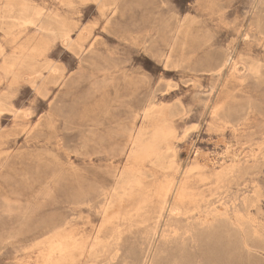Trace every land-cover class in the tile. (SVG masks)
<instances>
[{
  "label": "rangeland",
  "instance_id": "374dc122",
  "mask_svg": "<svg viewBox=\"0 0 264 264\" xmlns=\"http://www.w3.org/2000/svg\"><path fill=\"white\" fill-rule=\"evenodd\" d=\"M263 18L0 0V264H264Z\"/></svg>",
  "mask_w": 264,
  "mask_h": 264
},
{
  "label": "bare ground",
  "instance_id": "6f19581e",
  "mask_svg": "<svg viewBox=\"0 0 264 264\" xmlns=\"http://www.w3.org/2000/svg\"><path fill=\"white\" fill-rule=\"evenodd\" d=\"M29 7H30V6H29ZM24 8H26V7H24ZM30 8H31V7H30ZM40 9H41V8H40ZM25 10H26V9H25ZM38 10H39V9H38ZM31 11H32V9H31ZM27 13H28V12H27ZM29 14H30V13H29ZM33 14H34V13H33ZM35 15H36V12H35ZM35 15H34V16H35ZM37 15H38V14H37ZM39 15H40V14H39ZM29 16H30V15H29ZM32 16H33V15H32ZM32 16H31V17H32ZM45 18H46V17H45ZM53 18H54V17H53ZM263 19H264V18H263ZM51 20H52V19H51ZM253 21H254V20H253ZM263 21H264V20H263ZM38 23H39V22H38ZM253 23H254V22H253ZM35 24H36V23H35ZM251 25H252V24H251ZM49 26H50V25H49ZM254 26H255V25H254ZM263 26H264V25H263ZM39 27H40V26H39ZM250 28H251V27H250ZM47 29H48V28H47ZM50 29H51V28H50ZM239 32H240V31H239ZM65 33H66V32H65ZM249 33H250V31H249ZM259 33H260V32H259ZM236 34H237V33H236ZM238 34H239V33H238ZM252 36H253V35H252ZM63 37H64V36H63ZM71 41H72V40H71ZM67 44H68V43H67ZM69 47H70V46H69ZM213 54H214V53H213ZM215 54H217V53H215ZM226 54H227V53H226ZM215 56H216V55H215ZM215 56H214V57H215ZM221 56H222V55H221ZM227 56H228V55H227ZM226 58H227V57H226ZM220 59H221V58H220ZM230 59H231V58H230ZM213 60H214V58H213ZM231 60H232V59H231ZM243 60H244V59H243ZM243 60H241V61H243ZM228 61H229V59H228ZM210 62H212V60H211ZM216 62H217V61H216ZM223 62H225V61H223ZM218 63H220V62H218ZM249 63H250V62H249ZM209 64H210V63H209ZM209 64H208V66H209ZM211 64H212V63H211ZM229 64H230V63H229ZM246 64H247V63H246ZM47 65H48V64H47ZM47 65H46V67H47ZM249 65H250V64H249ZM249 65H248V66H249ZM262 65H263V64H262ZM48 66H49V65H48ZM220 66H221V64H220ZM222 66H223V65H222ZM263 66H264V65H263ZM210 67H211V66H210ZM215 67H216V65H215ZM44 69H45V68H44ZM211 69H212V68H211ZM213 69H214V67H213ZM216 69H217V68H216ZM219 69H221V68H219ZM219 69H218V70H219ZM249 69H250V68H249ZM235 70H236V69H235ZM216 71H217V70H216ZM38 75H39V74H38ZM40 75H42V74H40ZM44 75H45V74H44ZM217 76H218V78H220V73H219V72H217ZM26 78H27V77H26ZM23 79H24V78H23ZM26 80H27V79H26ZM45 82H46V80H45ZM234 98H235V97H234ZM248 102H249V101H248ZM226 109H227V108H226ZM247 109H248V106H247ZM227 113H228V112H227ZM246 114H247V113H246ZM228 123H229V122H228ZM161 157H164V156H161ZM150 164H151V163H150ZM164 167H165V166H163V168H164ZM123 183H124V182H123ZM119 188H120V187H119ZM228 188H229V187H228ZM80 190H82V189H80ZM83 191H84V190H83ZM257 191H258V188H257ZM75 192H76V191H75ZM77 192H78V191H77ZM84 192H85V191H84ZM122 192H123V191H122ZM228 192H229V191H228ZM258 192H259V191H258ZM113 193H114V192H113ZM125 193H126V192H125ZM223 193H224V192H223ZM225 193H226V192H225ZM115 194H116V193H115ZM189 194H190V193H189ZM247 194H250V192L247 193ZM186 195H187V194H186ZM217 195H218V194H217ZM217 195H216V196H217ZM221 195H222V194H220V196H221ZM235 195H236V193H235ZM250 195H251V197L253 196L252 194H250ZM183 196H184V195H183ZM232 196H233V194H232ZM232 196H231V197H232ZM236 196H237V195H236ZM214 197H215V196H214ZM240 197H241V196H240ZM240 197H239V198H240ZM243 197H244V196H243ZM259 197H260V196H259ZM259 197H258V198H259ZM209 198H211V197H209ZM212 198H213V197H212ZM234 198H235V197H234ZM236 198H237V197H236ZM225 199H226V197H225ZM252 199H253V198H252ZM214 200H215V199H214ZM214 200H212V201H214ZM232 200H233V199H232ZM232 200H231V201H232ZM234 200H235V199H234ZM241 200H242V199H241ZM236 201H237V200H236ZM164 202H165V201H164ZM206 202H207V201H206ZM217 202H218V201H217ZM220 202H221V201H220ZM238 202H239V201H237V203H238ZM240 202H242V201H240ZM251 202H252V201H251ZM253 202H255V200H254ZM108 203H109V202H108ZM235 203H236V202H235ZM205 204H206V203H205ZM210 204H212V203H210ZM233 204H234V203H233ZM250 204H251V203H250ZM252 204H253V203H252ZM217 205H218V204H217ZM242 205H243V204H242ZM254 205H255V204H254ZM207 206H208V205H207ZM219 206H220V205H219ZM233 206H234V205H233ZM233 206H232V207H233ZM198 207H199V206H198ZM213 207H214V206H213ZM213 207H212V209L215 208V207H214V208H213ZM241 207L244 208V206H241ZM241 207H239V209H240ZM251 207H252V206H251ZM253 207H254V206H253ZM219 208H220V207H218V209H219ZM224 208H225V207H224ZM224 208H223V209H224ZM226 208H227V207H226ZM228 208H229V207H228ZM234 208H235V207H234ZM249 208H250V207H249ZM197 209H198V208H197ZM201 209H203V208H202V207L199 208V210H201ZM232 209H233V208H232ZM236 209H237V207H236ZM241 209H242V208H241ZM175 210H176V209H175ZM219 210H220V209H219ZM176 211H177V210H176ZM227 211H228V209H227ZM231 211H233V210H231ZM239 211L241 212V210H239ZM239 211H238V212H239ZM242 211H243V210H242ZM174 212H175V211H174ZM174 212H173V213H174ZM204 212H205V211H204ZM206 212H207V211H206ZM214 212H215V211H214ZM216 212H217V210H216ZM234 212H235V211H234ZM102 213H103V212H102ZM226 213H227V212H226ZM229 213H231V212L229 211ZM162 214H163V213H162ZM177 214H178V213H177ZM209 214H210V212H209ZM215 214H216V213H215ZM243 214H244V213H243ZM206 215H207V214H206ZM246 215H247V214H246ZM147 216H148V215H147ZM177 216H179V214H178ZM196 216H197V215H196ZM239 216H240V215H239ZM244 216H245V215H244ZM156 217H157V216H156ZM208 217H209V216H208ZM226 217H227V216H226ZM228 217H229V216H228ZM245 217H246V216H245ZM248 217H249V215H248ZM189 218H190V217H189ZM191 218H192V216H191ZM216 218H217V217H216ZM47 219H48V218H47ZM154 219H155V217H154ZM182 219H183V218H182ZM218 219H219V218H217V220H218ZM222 219H223V218H222ZM238 219H239V218H238ZM157 220H158V219H157ZM193 220H195V218H194ZM196 220H197V219H196ZM204 220H205V219H204ZM208 220H209V218H208ZM214 220H215V219H214ZM229 220H230V219H229ZM247 220H248V219H247ZM170 221H172V220H170ZM197 221H198V220H197ZM206 221H207V220H206ZM215 221H216V220H215ZM218 221H219V220H218ZM222 221H223V220H222ZM242 221H243V219H242ZM242 221H241V222H242ZM244 221H245V220H244ZM255 221H256V220H255ZM257 221H258V220H257ZM42 222H43V220H42ZM167 222H168V221H167ZM174 222H175V221H174ZM180 222H182V221H180ZM184 222H185V221H184ZM186 222H187V221H186ZM190 222H191V221H190ZM213 222H214V221H213ZM216 222H217V221H216ZM230 222H231V221H230ZM230 222H229V223H230ZM238 222H240V221H238ZM245 222H246V221H245ZM50 223H51V222H50ZM153 223H154V222H153ZM156 223H157V222H156ZM169 223L172 224L171 222H169ZM169 223H168V224H169ZM192 223H193V222H192ZM196 223H197V222H196ZM200 223H201V222H200ZM200 223H199V224H200ZM211 223H212V221H211ZM222 223H223V222H222ZM243 223H244V222H243ZM251 223H252V221H251ZM256 223H257V222H256ZM256 223H255V224H256ZM260 223H261V222H260ZM141 224H142V223H141ZM179 224H180V223H179ZM199 224L197 223V225H199ZM207 224H208V223H207ZM213 224H214V223H213ZM226 224H227V223H226ZM246 224H247V223H246ZM48 225H49V224H48ZM158 225H159V223H158ZM172 225L174 226V224H172ZM182 225H183V224H182ZM202 225H203V224H202ZM223 225H224V224H223ZM227 225H228V224H227ZM231 225H232V224H231ZM249 225H250V226L248 227V228H249L248 230H249V231L251 230L249 233H253V235L256 234V233L258 232L256 226H255L254 224H249ZM260 225H262V224H260ZM46 226H47V225H46ZM155 226H156V225H155ZM166 226H167V225H166ZM178 226H179V225H177V228H178ZM191 226H192V224H191ZM207 226H209V224H208ZM220 226H221V225H220ZM240 226H241V225H240ZM243 226H245V225H243ZM247 226H248V225H247ZM169 227H170V225H169ZM196 227H197V226H196ZM199 227H200V226H198V228H199ZM222 227H223V226H222ZM231 227H232V226H231ZM235 227H236V226H235ZM259 227L261 228V226H259ZM148 228H149V227H148ZM209 228H210V227H209ZM232 228H233V227H232ZM242 228H244V227H242ZM42 229H43V228H42ZM171 229H172V228H171ZM180 229H181V227H180ZM185 229H187V228H185ZM185 229H183V230H185ZM194 229H195V228H194ZM204 229H205V228H204ZM218 229H219V228H218ZM218 229H217V230H218ZM220 229H221V228H220ZM237 229H238V228H236V230H237ZM39 230H40V229H39ZM44 230H45V229H44ZM119 230H120V229H119ZM174 230H175V229H174ZM176 230H177V229H176ZM189 230H190V229H189ZM191 230H192V229H191ZM201 230H202V229H201ZM42 231H43V230H42ZM121 231H122V230H121ZM177 231H178V230H177ZM181 231H182V230H181ZM192 231H194V230H192ZM199 231H200V230H199ZM210 231H211V233H212V230H210ZM221 231H222V229H221ZM221 231H220V232H221ZM230 231H231V230H230ZM37 232H38V231H37ZM175 232H176V231H175ZM195 232H197V231H195ZM195 232H193V233H195ZM200 232L203 233L202 231H200ZM200 232H199V233H200ZM208 232H209V231H208ZM216 232L219 233L218 231H216ZM222 232H223V231H222ZM232 232H233V231H232ZM245 232H246V231H245ZM245 232H244V233H245ZM117 233H118V231H117ZM117 233H116V234H117ZM119 233H120V232H119ZM170 233H171V232H170ZM170 233H168V234H170ZM180 233H181V232H180ZM182 233H183V232H182ZM201 233H200V237H201ZM204 233H206V232H204ZM211 233L209 232L210 235H211ZM236 233H237V232H236ZM38 234H39V233H38ZM172 234H173V233H172ZM178 234H179V232H178ZM184 234H185V232H184ZM224 234H225V233H224ZM234 234H235V231H234ZM234 234H232V235H234ZM237 234H238V233H237ZM237 234H236V236H237ZM239 234H240V233H239ZM246 234H247V233H246ZM246 234H244V235H246ZM151 235H152V234H151ZM180 235H182V234H180ZM180 235H179V237H181ZM187 235H189V233H188ZM215 235H217V234H215ZM215 235H214V236H215ZM220 235H221V234H220ZM225 235H226V234H225ZM133 236H134V234H133ZM170 236H171V235H170ZM190 236H191V235H190ZM196 236H197V235H196ZM205 236H206V235H205ZM211 236H212V235H211ZM222 236H223V235H222ZM227 236H228V235H227ZM236 236H235V238H236ZM258 236H259V235H258ZM36 237H37V236H36ZM105 237H106V236H105ZM120 237H121V236H120ZM163 237H164V236H163ZM165 237H166V236H165ZM171 237H172V236H171ZM184 237H185V236H184ZM208 237H209V236H208ZM224 237L227 238L226 236H224ZM240 237H241V236H240ZM249 237H250V236H249ZM251 237H252V236H251ZM260 237H261V235H260ZM260 237H259V238H260ZM262 237H263V235H262ZM108 238H109V237H108ZM118 238H119V237H118ZM124 238H125V237H124ZM150 238H151V237H150ZM150 238H149V240H150ZM181 238H182V237H181ZM181 238H180V239H181ZM205 238H206V237H205ZM220 238H221V237H220ZM238 238H239V237H238ZM256 238H258V237H256ZM259 238H258V239H259ZM112 239H114V238L112 237ZM155 239H156V238H155ZM175 239H176V237H175ZM183 239H184V238H183ZM201 239H202V238H201ZM222 239H224V238H222ZM222 239H221V241H222ZM233 239H234V237H233ZM236 239H237V238H236ZM249 239H251V238H249ZM260 239H261V238H260ZM123 240H124V239H123ZM141 240H142V239H141ZM186 240H187V239H186ZM214 240H215V239H214ZM216 240H217V238H216ZM226 240H227V239H226ZM234 240H235V239H234ZM253 240H254V239H253ZM165 241H166V240H165ZM173 241H174V240H173ZM194 241H195V240H194ZM202 241H203V240H202ZM205 241H207V240H205ZM228 241H229V240H228ZM232 241H233V240H232ZM245 241H246V240H245ZM137 242H139V241H137ZM141 242H142V241H141ZM152 242H154V241L152 240ZM169 242H170V241H169ZM175 242H176V241H175ZM180 242H181V241H180ZM197 242H198V241H197ZM199 242H200V240H199ZM217 242H218V240H217ZM224 242H225V241H224ZM234 242H235V241H234ZM252 242H253V241H252ZM258 242H259V241H258ZM176 243H177V242H176ZM208 243H210V242H208ZM227 243H228V242H227ZM235 243H238V242H235ZM250 243H251V242H250ZM253 243H254V242H253ZM259 243H260V242H259ZM122 244H123V243H122ZM139 244H141V243H139ZM150 244H151V243H150ZM150 244H149V246H150ZM167 244H168V243H167ZM173 244H174V243H173ZM179 244H180V243H179ZM182 244H183V243H182ZM182 244H181V245H182ZM184 244H185V242H184ZM184 244H183V245H184ZM200 244H201V243H200ZM202 244H203V243H202ZM202 244H201V245H202ZM220 244H222V246H224L223 243H220ZM233 244H234V243H233ZM242 244H243V243H242ZM242 244H241V245H242ZM245 244H246V242H245ZM251 244H252V243H251ZM254 244H255V243H254ZM107 245H108V243H107ZM114 245H115V244H114ZM114 245H113V246H114ZM147 245H148V244H147ZM170 245H171V244H170ZM186 245H188V243H187ZM204 245H205V244H204ZM212 245H213V244H212ZM228 245H230V244H228ZM231 245H232V244H231ZM243 245H244V244H243ZM243 245H242V246H243ZM262 245H263V244H262ZM116 246H117V244H116ZM165 246H166V245H165ZM207 246H208V245H207ZM218 246H219V245H218ZM232 246H233V245H232ZM232 246H231V247H232ZM248 246H249V245H248ZM119 247H121V246H119ZM166 247H167V246H166ZM175 247H176V246H175ZM186 247H187V246H186ZM212 247H213V246H212ZM215 247H216V246H215ZM239 247H240V245H239ZM261 247H262V246H261ZM263 247H264V246H263ZM112 248H114V247H112ZM164 248H165V247H164ZM179 248H180V246H179ZM179 248L177 247V249H179ZM220 248H221V246H220ZM226 248H227V247H226ZM229 248H230V247H229ZM250 248H251V247H250ZM115 249H116V248H115ZM182 249H184V248H182ZM208 249H209V248H208ZM221 249H222V248H221ZM227 249H228V248H227ZM234 249H235V248H234ZM237 249H239V248H237ZM158 250H159V249H158ZM158 250H157V251H158ZM160 250H161V249H160ZM165 250H166V249H165ZM184 250H186V248H185ZM212 250H213V249H212ZM219 250H220V249H219ZM231 251H232V250H231ZM114 252H116V251H114ZM114 252H113V253H114ZM141 252H142V251H141ZM158 252H160V251H158ZM204 252H205V250H204ZM207 252H208V251H207ZM236 252H237V250H236ZM238 252H239V251H238ZM135 253H136V252H135ZM135 253H134V255H135ZM146 253H147V252H146ZM148 253H150V252H148ZM152 253H153V252H152ZM163 253H164V252H163ZM163 253H161V254H163ZM183 253H185V252H183ZM138 254H139V253H138ZM140 254H141V253H140ZM142 254H143V253H142ZM158 254H159V253H158ZM158 254H156V255H158ZM205 254H206V253H205ZM220 254H221V253H220ZM239 254H240V252H239ZM241 254H242V253H241ZM110 255H111V254H110ZM116 255H117V254H116ZM146 255H148V254H146ZM183 255H184V254H183ZM183 255H182V256H183ZM222 255H223V253H222ZM113 256H115V255H113ZM158 256H159V255H158ZM160 256H164V255H160ZM165 256H166V255H165ZM182 256H181V257H182ZM185 256H186V254H185ZM219 256H220V255H219ZM224 256H225V255H224ZM208 257H209V256H208ZM221 257H222V256H221ZM229 257H231V256H229ZM144 258H146V257H144ZM165 258H166V257H165ZM185 258H186V257H185ZM216 258H217V255H216ZM141 259H142V258H141ZM141 259H140V260H141ZM181 259H182V258H181ZM249 259H250V258H249ZM143 260H144V259H143ZM145 260H146V259H145ZM145 260H144V261H145ZM154 260H155V259H154ZM184 260H185V259L183 258V263H186V262H184ZM220 260H221V259H220ZM161 261H162V260H161ZM163 261H164V260H163ZM163 261H162V262H163ZM185 261H186V260H185ZM235 261H236V260H235ZM142 262H143V261H142ZM142 262H141V263H142ZM162 262H161V263H162ZM214 262H215V261H214ZM214 262H213V263H214ZM226 262H227V261H226ZM226 262H225V263H226ZM231 262H232V261H231ZM248 262H250V260L247 261V263H248ZM137 263H138V261H137ZM209 263H210V262H209ZM211 263H212V262H211ZM215 263H216V262H215ZM215 263H214V264H215ZM223 263H224V262H223ZM253 263H254V262H253ZM138 264H139V263H138ZM153 264H154V263H153ZM156 264H159V263H156ZM180 264H181V263H180ZM186 264H187V263H186ZM221 264H222V263H221ZM238 264H239V262H238ZM255 264H256V263H255Z\"/></svg>",
  "mask_w": 264,
  "mask_h": 264
}]
</instances>
